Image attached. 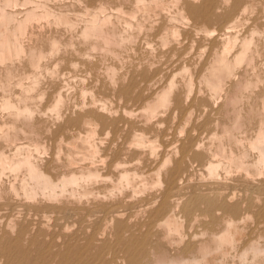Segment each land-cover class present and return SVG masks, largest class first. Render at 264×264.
I'll use <instances>...</instances> for the list:
<instances>
[{
	"label": "bare ground",
	"instance_id": "6f19581e",
	"mask_svg": "<svg viewBox=\"0 0 264 264\" xmlns=\"http://www.w3.org/2000/svg\"><path fill=\"white\" fill-rule=\"evenodd\" d=\"M20 204L0 264H264V0H0Z\"/></svg>",
	"mask_w": 264,
	"mask_h": 264
},
{
	"label": "rangeland",
	"instance_id": "374dc122",
	"mask_svg": "<svg viewBox=\"0 0 264 264\" xmlns=\"http://www.w3.org/2000/svg\"><path fill=\"white\" fill-rule=\"evenodd\" d=\"M110 138L112 137V134L109 136ZM109 138V139H110ZM21 205V213L23 214V215H21L22 217H20V212H15V214H14V212H12V211H10V210H5V212H4V219L3 218H1V220H3V221H1L0 220V227H2V228H0V240H2V239H5L6 240V238L7 237H10V238H13V237H15V235H16V233L19 231V229H20V226H23V227H25V225H26V227L25 228H28L29 227V232H30V237L31 238H39L38 236L39 235H42V232H41V230H44L45 232L43 233V236H47V237H43V238H41L40 240H41V242H42V239H46V240H49L50 239V233H52V229L53 228H51V227H55V224H56V221H57V219H55L56 217H52V219H51V222L50 221H46V219H48V220H50V218H51V215H49V213L48 214H46L45 216H50V217H46V218H42V215H37L36 216V214L34 213V212H32L31 213V215H30V212H29V209L25 206V205H22V204H20ZM15 206V205H14ZM23 206V207H22ZM24 208V209H23ZM22 210H24V211H22ZM28 210V211H27ZM10 215H9V214ZM16 213H20V214H17L18 215V218H16L17 217V215H16ZM64 214L65 213V211L63 212V209H60L59 211H58V214H59V217H60V215H62V214ZM33 214V215H32ZM9 215V216H8ZM11 216V217H10ZM13 216H15V217H13ZM30 218H29V217ZM9 217V218H8ZM26 217H28L27 218V220L25 219ZM33 217H35V218H33ZM36 217H38V218H36ZM32 218H33V220H32ZM60 219V218H59ZM7 220V221H6ZM11 221V222H9V221ZM37 220H38V222H39V225H37L38 224V222H37ZM15 221V222H14ZM31 221V222H30ZM36 221V222H35ZM46 221L47 222V224H49V225H53V226H48L46 223V225H47V227H46V225L44 224V222ZM53 221H54V223H53ZM7 222V223H6ZM9 222V223H8ZM42 222H43V224H44V226L45 227H43L42 226ZM3 223V224H2ZM11 223V224H10ZM2 224V225H1ZM4 224H5V227H4ZM7 224H10L9 226H7ZM41 224V225H40ZM36 226V227H33V226ZM13 228H12V227ZM16 227V228H15ZM49 227H50V229H49ZM12 229L15 231H12ZM33 229V230H32ZM35 229V230H34ZM31 230H32V232H31ZM5 231V232H4ZM36 234V235H35ZM48 235H49V237H48ZM40 249V248H39ZM41 251V250H40ZM43 253H42V251L39 253V256H36V257H33V258H31V260H30V264H32V263H35V264H46V260H47V258H48V255H42ZM42 255V256H41ZM44 256V257H43ZM45 260V261H44ZM20 263V262H19ZM18 263V264H19Z\"/></svg>",
	"mask_w": 264,
	"mask_h": 264
}]
</instances>
